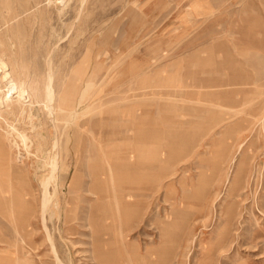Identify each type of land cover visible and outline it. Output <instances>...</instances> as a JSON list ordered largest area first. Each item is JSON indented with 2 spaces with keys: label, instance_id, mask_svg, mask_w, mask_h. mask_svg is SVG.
Returning <instances> with one entry per match:
<instances>
[{
  "label": "rangeland",
  "instance_id": "374dc122",
  "mask_svg": "<svg viewBox=\"0 0 264 264\" xmlns=\"http://www.w3.org/2000/svg\"><path fill=\"white\" fill-rule=\"evenodd\" d=\"M263 12L264 0H0V38L12 45L13 54L6 60L23 76L20 98L43 94L51 73L55 104L71 91V84L81 100L73 120L68 119L67 110L55 109L50 114L42 102H33L29 116L13 122L26 129L33 140L27 150L16 140L21 155L17 157L26 172L12 180L14 187L26 200H41L42 186L34 175L48 174L49 166L38 167L44 160L38 143L50 145L55 135L60 159L55 172L58 177L48 184L51 200H79L84 207L94 200L124 201L125 206L119 209L134 208L127 218V237L140 243L142 254L144 245H159L158 226L166 225L168 245L174 248L170 264H264V128L259 125L260 116L251 117L256 127L241 140L245 143L236 152L226 181L225 171L215 175L209 160L173 162L172 140L164 133L176 125L175 119L189 117L185 108H174V104H186L175 98L182 96L185 82L228 75L226 69L207 65L209 57L224 58L223 52L215 46L209 50L207 44L223 42L242 61L241 71L249 82L246 87L251 88L237 94L243 114L259 105L264 98V45H259L260 51L252 48L249 18ZM254 108L255 112L261 110ZM72 123L86 139L78 159L65 149ZM141 152L160 161L141 162L137 159ZM245 152L250 158L243 163L244 187L239 195L227 194L229 180ZM117 154L135 163L116 170L111 158ZM66 166L69 175L63 181ZM96 166L103 169L93 172ZM7 172V167L0 169L2 185L10 178ZM73 173L74 185L69 188ZM121 174L124 179L118 177ZM205 176L209 183L202 191ZM97 179L105 192L99 190ZM230 205L228 218L225 212ZM82 212L87 213L85 208ZM179 212L185 216L179 218ZM167 216L168 226L160 222ZM6 236L13 238L10 232ZM60 240L63 255L68 241ZM43 243L46 248L40 249L41 257L48 260L51 252L47 241ZM75 247L88 246L76 243ZM90 256L89 251L73 253L72 264H96ZM149 257L155 258L154 254Z\"/></svg>",
  "mask_w": 264,
  "mask_h": 264
},
{
  "label": "bare ground",
  "instance_id": "6f19581e",
  "mask_svg": "<svg viewBox=\"0 0 264 264\" xmlns=\"http://www.w3.org/2000/svg\"><path fill=\"white\" fill-rule=\"evenodd\" d=\"M207 9L211 10L210 5ZM258 10L260 13L262 12L260 8ZM263 13L259 17L252 16L249 18L252 30L251 46L255 51H260L258 49L259 45H264ZM8 43L0 38V169L3 166L7 167V174L10 177L7 178V183L3 185L0 183V264H72L74 260L73 253L76 254L78 251H89L92 254L90 259L96 260V264H170L171 250L174 251V248L168 245L167 239L169 237L164 231L166 225L158 226L160 229L157 238L159 245H144V253L142 254V252H139L140 243H133L127 237L126 232L129 230L130 225L127 218L132 215L134 208L119 209L125 206L124 201L113 204L110 200H106V202L94 200V204L90 203L89 206L84 207L79 200H51L48 184L57 176H55V172L59 169L58 159H60V143L55 135L53 137L54 141L50 145L38 143L40 148L37 150L42 153L44 159L38 164V167L49 166V170L47 169L48 174L34 175L42 186L41 200H26L24 194L14 187L12 180L20 179L21 175L26 172V168L21 166L18 159L21 155L16 140H19L26 150L32 146L33 140L26 129L16 126L13 122L15 120L24 121L29 116V104L33 102H42L50 114L55 109L67 110L68 117H70L68 119L70 120L76 116L77 106L81 100L77 99L74 94V85L71 84L70 89H68L71 91L64 93V96L59 98V102L55 104V91L51 86V73H49L47 82L44 84L43 94L34 93L33 99L20 98L23 90L21 88L23 76L15 64L6 60L13 54L12 45L10 44V46ZM234 44L238 45V40H235ZM213 46L218 52L224 53V58L214 60L213 57H209L207 65H210V69L219 71L226 69L228 75L224 77L223 74H216L214 77H198L185 82L186 89L182 96L179 95L175 98L178 101L182 98L186 104H174V108H185L187 114L189 113V117L183 120L175 119L174 123L176 125L164 130V133L168 134L172 140L171 156L173 162L187 160L193 163L194 160L195 163H199L204 159L209 160L215 175L220 170L225 171L224 181H226L236 152L245 143L241 140L248 136L256 123L251 117L259 115V125L261 129L264 128V98L259 105H256L258 109L261 108L259 112H255L256 108L254 107L256 106H254L253 109L243 114L242 103L237 94L250 92L251 88L246 87L249 82L247 81V74H243L241 71L242 61L237 59L233 51L227 46L225 47V43L216 42L215 44H207L206 47L211 50ZM177 84L178 82L175 83V85ZM32 87L37 89V85ZM179 93L181 92L179 91ZM262 93L264 92L262 91ZM199 116L204 117V121L198 120ZM65 120L67 122V119ZM84 140H86L84 136L78 134L77 126H70L66 132L65 142L68 144L65 147L66 151L78 159L84 150L81 146ZM5 142L9 145L10 154H7L8 148ZM16 147L18 152L17 149L15 150ZM234 148H236V151L232 153L231 151ZM247 148H249V145H247ZM206 154H211V157L209 159L205 158ZM243 155L239 159L231 180H229L227 194L239 195L240 190L244 187V184L242 185L245 171L243 163L250 158V155L246 152ZM137 159L141 162L147 161L149 164L152 163V160L160 161L159 158L153 155L145 156L144 152H141ZM225 159L227 164L222 167ZM111 161L116 170L130 167L135 163L131 158L120 154L115 155L114 158L112 157ZM108 168L111 169L110 166ZM102 169V166H96L93 168V172H100ZM63 170L62 180L64 181L67 178L66 176L69 175V167L66 166ZM175 171H173V174ZM123 175L121 174L118 177L124 179ZM74 178L75 173L71 175L69 188L74 185ZM54 180L56 181V178ZM97 181L100 185L99 190L105 192V186L101 184L100 180L97 179ZM201 182L202 191H205L209 178L205 176ZM248 183L249 179L246 180V186H248ZM55 187L56 185H54ZM219 193L220 190L216 191L212 200H215ZM115 201L113 200V202ZM70 203L71 206H67ZM84 208L87 213L82 212ZM231 208H233V205H230L225 212L228 218ZM202 210L203 207H200L199 213H202ZM172 212H169L170 215L173 214ZM177 216L183 218L185 213L183 212L181 216L179 212ZM168 218L169 216L161 219L160 222H165L168 226L171 223L168 222ZM124 227L125 230L122 229ZM6 232L12 233L13 238L11 239V236L7 237ZM58 239H67L68 241L65 244L66 249L63 250V255L59 251L61 243ZM44 240L47 241V249L51 252L48 260L41 257L43 253L40 249L46 248V244L43 243ZM76 243L88 247H75ZM150 254H154L155 258H150Z\"/></svg>",
  "mask_w": 264,
  "mask_h": 264
}]
</instances>
